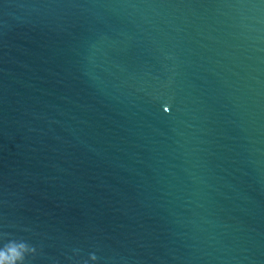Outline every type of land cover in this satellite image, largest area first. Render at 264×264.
I'll return each mask as SVG.
<instances>
[{
	"label": "water",
	"instance_id": "1",
	"mask_svg": "<svg viewBox=\"0 0 264 264\" xmlns=\"http://www.w3.org/2000/svg\"><path fill=\"white\" fill-rule=\"evenodd\" d=\"M9 239L25 264H264V0H0Z\"/></svg>",
	"mask_w": 264,
	"mask_h": 264
},
{
	"label": "clouds",
	"instance_id": "2",
	"mask_svg": "<svg viewBox=\"0 0 264 264\" xmlns=\"http://www.w3.org/2000/svg\"><path fill=\"white\" fill-rule=\"evenodd\" d=\"M164 111H169L167 105L164 106ZM34 251L33 248H30L23 241L14 239L3 240L0 242V264H25L26 256ZM97 259V255L91 253L84 264H96Z\"/></svg>",
	"mask_w": 264,
	"mask_h": 264
},
{
	"label": "snow or ice",
	"instance_id": "3",
	"mask_svg": "<svg viewBox=\"0 0 264 264\" xmlns=\"http://www.w3.org/2000/svg\"><path fill=\"white\" fill-rule=\"evenodd\" d=\"M168 107V106H167ZM168 109H169V107H168Z\"/></svg>",
	"mask_w": 264,
	"mask_h": 264
}]
</instances>
